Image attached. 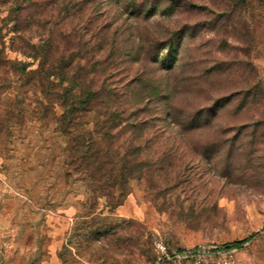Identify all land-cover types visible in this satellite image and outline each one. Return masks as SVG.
Instances as JSON below:
<instances>
[{"label":"rangeland","instance_id":"rangeland-1","mask_svg":"<svg viewBox=\"0 0 264 264\" xmlns=\"http://www.w3.org/2000/svg\"><path fill=\"white\" fill-rule=\"evenodd\" d=\"M19 3L22 31L33 42L51 34V50L68 48L81 64L94 63L91 46L104 30L116 46L104 45V82L120 91L133 81L140 98L158 88L162 112L149 130L169 132L181 121L184 135L151 145L176 156L132 179L121 204L97 199L90 216L99 224L107 218L110 231L70 242L72 230L90 218L89 192L83 176L65 165V137L54 122L38 119L4 128L0 264H176L164 254L251 236L233 247L236 264H264V0ZM9 4L0 8V21ZM80 40L89 52H77ZM170 44L175 59L163 65ZM6 55L35 67L19 52ZM167 106L175 112L172 127L163 119Z\"/></svg>","mask_w":264,"mask_h":264},{"label":"trees","instance_id":"trees-1","mask_svg":"<svg viewBox=\"0 0 264 264\" xmlns=\"http://www.w3.org/2000/svg\"><path fill=\"white\" fill-rule=\"evenodd\" d=\"M10 1L8 12L0 21V133L26 120L54 122L57 131L65 137L66 167L81 174L86 182L89 210L85 217L94 213L99 197H104L108 206L121 204L132 179L166 167L176 156L173 151H156L151 145H162L168 139L183 140V122H178L169 132L161 126L160 133L149 130L160 120L162 112L158 108L161 99L158 88L153 96L140 98L132 93L133 81L125 82L120 91L104 82V64L109 59L104 55V45L111 44L112 51L116 47L104 38V30L100 29L91 46L96 52L91 58L97 54L94 63L81 64L68 48L61 54L53 52L51 34L40 35L33 42L34 37L22 31L25 6L19 0H0V8ZM152 7L145 8V13L151 12ZM85 44L80 40L79 54ZM168 47L160 60L163 65H170L175 59L173 45ZM7 49L31 59L35 67L31 68V62L8 58ZM151 104L155 106L153 110H150ZM56 107L61 109L59 114L55 112ZM173 109V106L163 109V119L169 126L174 122ZM102 220L99 224L94 215L84 218L81 227L74 228L68 240L71 242L77 235H82L86 242L87 239L91 242L92 237L98 240L99 235L111 229L107 218ZM91 222L95 225L87 229ZM247 239L223 246L239 247Z\"/></svg>","mask_w":264,"mask_h":264},{"label":"built area","instance_id":"built-area-1","mask_svg":"<svg viewBox=\"0 0 264 264\" xmlns=\"http://www.w3.org/2000/svg\"><path fill=\"white\" fill-rule=\"evenodd\" d=\"M175 259L176 264H236L235 249L226 248L220 244L209 247H197L195 249L183 250L164 254L163 259Z\"/></svg>","mask_w":264,"mask_h":264}]
</instances>
